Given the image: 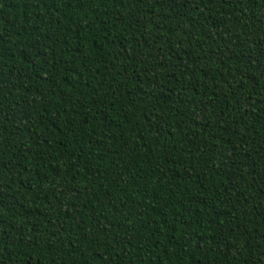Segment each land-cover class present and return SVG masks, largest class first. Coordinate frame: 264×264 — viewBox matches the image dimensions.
I'll use <instances>...</instances> for the list:
<instances>
[{
    "label": "trees",
    "instance_id": "trees-1",
    "mask_svg": "<svg viewBox=\"0 0 264 264\" xmlns=\"http://www.w3.org/2000/svg\"><path fill=\"white\" fill-rule=\"evenodd\" d=\"M0 264H264V0H0Z\"/></svg>",
    "mask_w": 264,
    "mask_h": 264
}]
</instances>
